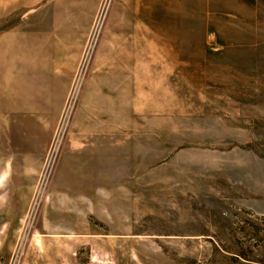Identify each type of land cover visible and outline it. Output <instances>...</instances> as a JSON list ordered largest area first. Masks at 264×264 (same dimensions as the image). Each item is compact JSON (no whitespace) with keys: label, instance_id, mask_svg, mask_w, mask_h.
I'll return each mask as SVG.
<instances>
[{"label":"rangeland","instance_id":"rangeland-1","mask_svg":"<svg viewBox=\"0 0 264 264\" xmlns=\"http://www.w3.org/2000/svg\"><path fill=\"white\" fill-rule=\"evenodd\" d=\"M0 264H264V0H0Z\"/></svg>","mask_w":264,"mask_h":264},{"label":"crops","instance_id":"crops-1","mask_svg":"<svg viewBox=\"0 0 264 264\" xmlns=\"http://www.w3.org/2000/svg\"><path fill=\"white\" fill-rule=\"evenodd\" d=\"M162 64V60L156 56H138L132 51L95 56L91 62L88 80L112 82L110 89L114 90V101L118 103L119 82L151 80L153 72H159ZM104 86L107 87L105 84Z\"/></svg>","mask_w":264,"mask_h":264}]
</instances>
